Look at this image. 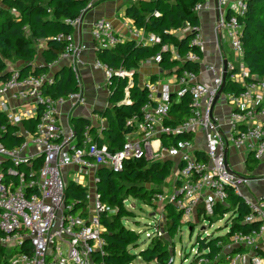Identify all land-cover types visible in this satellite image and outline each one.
Returning <instances> with one entry per match:
<instances>
[{"label":"built area","instance_id":"built-area-1","mask_svg":"<svg viewBox=\"0 0 264 264\" xmlns=\"http://www.w3.org/2000/svg\"><path fill=\"white\" fill-rule=\"evenodd\" d=\"M216 6L220 10L218 27L240 60L239 67L228 60L222 46L217 50V63L189 51L185 58L198 61L199 72L183 69L174 75L175 86L147 83L149 100L142 105L140 117L133 115L127 120L134 129L127 134L119 150L112 152L106 144H97L88 128L77 144L73 127H64L60 120L62 105L68 103L73 112L86 101L81 71L84 42L67 36L64 51L47 64L45 71L21 75L15 68L0 82V112L8 123L18 126L17 133L23 137V141L12 148H7L0 139V244L21 247L26 239L29 242L28 249L11 256L12 264H100L93 253L103 252L101 233L104 227L99 217L107 206L95 189L96 169L105 166L121 171L126 160H153L175 154L179 161L172 191L154 195L157 207L153 212L159 217L153 222V231L145 233L146 237L164 235L165 204H171L180 212L183 223L192 222L200 216L210 218L220 207L230 209L227 195L234 192L242 196L248 209L242 222L254 226L248 231H234L228 242L220 243L221 254L227 264H264V192L253 199L246 197L241 187L258 178L247 177L245 170L237 173L229 161L230 150L240 152L238 162L243 164L250 156L258 162L264 160V76L252 75L250 80L245 79L248 70L242 59V27L237 15L245 13L247 0H216ZM207 8L206 2L195 5L197 11ZM70 22L76 27L79 19ZM114 30L109 19L94 20L91 36L95 49L110 48L121 41ZM189 31L196 32L192 44L202 49L204 42L199 26L187 24L182 29V32ZM131 34L144 42L160 40L153 34L143 36L137 29ZM64 59L68 60L78 89L67 97L44 94L43 86L54 77L49 70ZM94 68L103 70L106 86L112 74L131 75L122 69L113 70L98 59ZM201 73L207 74L208 81L200 79ZM224 73L242 84L241 92L223 90ZM184 94H189L191 113L182 122L172 125L168 122L171 98L173 95L180 98ZM219 98L229 107L225 120L216 115ZM34 118L33 130L21 127L23 120ZM2 129L4 126H0V131ZM133 133L136 135L132 136ZM182 133L200 134L201 138L194 141L181 139L170 147L161 145L159 138L162 135ZM70 170H74V174L68 178ZM260 179L264 182V176ZM69 180L86 188L85 211L74 209L77 201H65ZM234 211L232 208V213ZM234 217L229 219V230ZM204 228L201 229L206 231ZM207 237L211 236L208 234ZM202 252L197 248L193 254L198 258V264L207 262Z\"/></svg>","mask_w":264,"mask_h":264},{"label":"trees","instance_id":"trees-1","mask_svg":"<svg viewBox=\"0 0 264 264\" xmlns=\"http://www.w3.org/2000/svg\"><path fill=\"white\" fill-rule=\"evenodd\" d=\"M206 0H126L125 15L130 18L132 25L144 32L145 36L153 34L159 37L158 42H144L133 38L119 41L110 48H96V57L113 70L122 69L131 75L119 76L112 74L107 83L108 101L110 106L96 113L105 119V126L96 133V127L89 118L84 116L72 117L71 123L76 134L77 144H80L86 128L97 144H106L110 151L119 150L127 134L134 129L127 120L133 115L140 117L141 107L148 98V88L141 82L138 72L140 64L145 60H154L162 72L180 74L183 69L199 72L200 64L185 58L192 51L199 57L202 51L199 46L192 44L196 32H182L185 25L199 26L197 3ZM92 0H1L0 1V82L6 80L11 70L18 69L21 75L39 73L47 69L51 63L64 51L67 36H72L75 26L70 20L79 19L81 14L90 8ZM242 27L240 36L242 59L248 70L246 81L252 75L264 76V0H247L244 14L237 15ZM180 30V33L178 31ZM42 43V44H41ZM40 56L44 65L34 64ZM159 56V60L156 58ZM14 65V66H10ZM53 80L44 85L42 92L52 97H67L78 89L69 66H62L53 75ZM158 74H151L150 81H158ZM242 84L232 80L229 75L225 78L223 90L239 93ZM189 94L180 98H171L168 122L172 125L186 119L191 113ZM35 118L23 120L21 127L33 130ZM0 139L7 148L19 145L23 137L17 133L18 126L7 122L0 112ZM188 133L162 137L164 147L175 145L178 140L188 137ZM251 159V156L248 157ZM247 158V159H248ZM159 160V159H157ZM145 158L130 159L124 162L121 171L100 166L95 175L98 181L95 189L100 200L107 209L100 214L99 221L103 225L102 237L104 245L102 253L94 252L93 256L100 264H129L136 258L157 264H172L169 258L168 243L161 236L149 238L145 248H138L139 233L125 224V219L133 218L134 212L127 208L125 201L128 197L143 199L147 194L148 200L161 189L166 175L171 171L172 162L169 158L162 161ZM256 161V160H254ZM258 165V161L255 162ZM151 186L148 189L146 184ZM155 193V194H154ZM86 188L69 180L66 183L65 201H77L74 209L85 211L87 204ZM227 201L230 209H235L236 216L228 232L215 237H199L196 243L202 256L207 258L203 264H227L221 254L220 243L228 242L230 235L236 230L248 231L254 225L242 222L248 209L242 196L229 192ZM152 204V203H151ZM154 207H157L153 203ZM165 208L164 229L166 235L173 237L180 224L183 223L180 212L167 203ZM230 209L220 207L223 214ZM85 213V212H83ZM1 234V231H0ZM26 239L21 247H6L0 244V264H12L13 254L28 249ZM208 248L207 251L205 249ZM237 250V249H236ZM217 255L215 258L214 256ZM188 264H198V258L193 257Z\"/></svg>","mask_w":264,"mask_h":264},{"label":"crops","instance_id":"crops-1","mask_svg":"<svg viewBox=\"0 0 264 264\" xmlns=\"http://www.w3.org/2000/svg\"><path fill=\"white\" fill-rule=\"evenodd\" d=\"M205 2L207 3L208 8L198 11L200 38L204 42L201 49L202 57L209 62L217 63L219 61V54L217 52L218 47L220 48L222 46L223 53L227 56L225 49L223 48V42L227 39L224 32L218 27L220 10L216 6V0H206ZM125 8L126 0H92V4L82 18V22L80 24L78 22V25H76L72 38L84 42L86 46L82 52L83 64L81 66L83 93L86 101L85 104L79 106L73 112L71 109L69 110L68 103L60 107V120L64 127L71 128V119L75 116L89 118L96 127V133L98 134L101 132L103 126H105V119L99 116L96 111L110 106L108 101L109 92L106 86V78L103 70L94 68V62L97 57L94 40L91 36V26L97 18H107L111 21L116 33L121 37V41L129 38L134 39V35L131 34V32L136 28L132 25L130 18L126 17ZM139 32L145 36L143 31L139 30ZM178 33H180V30ZM34 64L44 65L45 63L42 61L41 57L38 56L36 57V60H34ZM62 66H68L67 59L61 60L49 71L54 75ZM138 72L140 74L141 82L145 85L150 83L151 74H158V81L155 82L158 86L163 84L175 86V73L160 71L159 66L152 59L142 62ZM199 77L204 81H208L209 79L206 73H201ZM216 115L220 120H225L227 117V110L221 103H219V101H217L216 104ZM190 137L192 141H194L195 138L200 139L201 135L194 134ZM239 153V151L230 150L231 159L235 158V161L238 162ZM242 154H244L243 151ZM171 157L172 156L163 158H169L172 160ZM178 161L179 156L176 158L175 168Z\"/></svg>","mask_w":264,"mask_h":264},{"label":"rangeland","instance_id":"rangeland-1","mask_svg":"<svg viewBox=\"0 0 264 264\" xmlns=\"http://www.w3.org/2000/svg\"><path fill=\"white\" fill-rule=\"evenodd\" d=\"M223 48L225 49V53L228 57V60L234 66L239 67L240 60L234 55V52L229 46V42L227 40L223 42ZM218 101L224 106L225 109H229L228 105H226L221 98H219ZM135 135L136 133L132 134V136ZM177 157V154L171 157V171H169V173L166 175L165 182L161 185V189L158 193L167 194L172 191ZM154 160L162 161L163 157L158 156ZM229 161L237 173H240V170H245L244 174L247 177L258 178L246 182L244 186L241 187V191L246 197L253 199L264 192V182L260 179L262 176H264V160L258 162V165H256V161H254L252 158H248L245 164H243L242 162H236L235 158H232ZM73 174L74 170H70L68 178L73 177ZM146 186L149 189L151 185L147 183ZM155 200L156 199L153 200V197L151 200H148L147 194H145V197L143 199L128 197L125 201L126 207L131 209L135 214L133 218L128 217L127 219H125V224L129 226L132 230L139 233L138 248H136V250L140 248H145L147 246V244L149 243V238L146 237L145 233L153 231V222H155L156 219H158L159 217L158 213H155L154 216L150 214L156 209V207L153 206V203L157 204ZM226 213L227 214L223 215L222 211H218L214 213V215L210 218L200 216L197 219L194 218L192 222H184L180 224L177 229V232L173 237L166 235L164 229V235L162 237L168 243L167 245L169 253V258L167 262H171L170 259H173L172 264H188L192 260L195 250L198 248V244L196 243L198 236L207 237V235L209 234L210 236L215 237L216 235H220L228 231L230 227L229 219L231 216L234 217L235 214L234 212L232 213V209L231 212L228 211ZM227 219L229 222L226 223ZM162 226L164 227V223L162 224ZM189 227H191V229H189ZM202 227H205L204 230L206 229V231H203L201 229ZM184 259L186 260L184 261ZM134 264L157 263H147L138 257L134 260Z\"/></svg>","mask_w":264,"mask_h":264},{"label":"bare ground","instance_id":"bare-ground-1","mask_svg":"<svg viewBox=\"0 0 264 264\" xmlns=\"http://www.w3.org/2000/svg\"><path fill=\"white\" fill-rule=\"evenodd\" d=\"M114 32H116L115 30H114ZM134 39H136V40H138V41H142L141 39H139V38H137L135 35H134ZM156 60H158L157 58H156ZM149 91V90H148ZM149 98V97H148ZM185 120V119H184ZM182 122V121H181ZM180 123V122H179ZM163 136H165V137H170V136H173L172 134H164V135H162L160 138H159V140H160V143H161V140H162V137ZM184 139H188V140H190V141H192V139H191V137L190 136H188V137H186V138H184ZM181 140V139H180ZM179 141V140H178ZM162 145V144H161ZM176 145V144H175ZM172 146V145H171ZM170 147V146H169Z\"/></svg>","mask_w":264,"mask_h":264},{"label":"water","instance_id":"water-1","mask_svg":"<svg viewBox=\"0 0 264 264\" xmlns=\"http://www.w3.org/2000/svg\"><path fill=\"white\" fill-rule=\"evenodd\" d=\"M86 12H87V10H85L82 14H81V17L79 18V24L82 22V18L84 17V15L86 14ZM160 71H161V69H159ZM223 78H224V80H225V78H226V74L224 73V75H223ZM154 213H151V215H153ZM189 229H190V227H189Z\"/></svg>","mask_w":264,"mask_h":264},{"label":"clouds","instance_id":"clouds-1","mask_svg":"<svg viewBox=\"0 0 264 264\" xmlns=\"http://www.w3.org/2000/svg\"><path fill=\"white\" fill-rule=\"evenodd\" d=\"M152 213H154V212H152ZM154 215V214H153ZM190 229H191V227H190Z\"/></svg>","mask_w":264,"mask_h":264}]
</instances>
